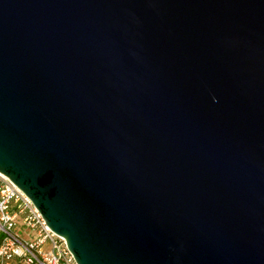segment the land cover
<instances>
[{"label": "water", "instance_id": "95a60500", "mask_svg": "<svg viewBox=\"0 0 264 264\" xmlns=\"http://www.w3.org/2000/svg\"><path fill=\"white\" fill-rule=\"evenodd\" d=\"M0 172L78 264H264V0H0Z\"/></svg>", "mask_w": 264, "mask_h": 264}, {"label": "built area", "instance_id": "2783aa9c", "mask_svg": "<svg viewBox=\"0 0 264 264\" xmlns=\"http://www.w3.org/2000/svg\"><path fill=\"white\" fill-rule=\"evenodd\" d=\"M0 264H78L64 237L33 201L0 172Z\"/></svg>", "mask_w": 264, "mask_h": 264}]
</instances>
